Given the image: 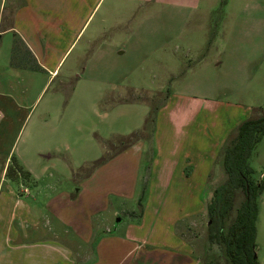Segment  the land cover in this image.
I'll return each instance as SVG.
<instances>
[{"label": "rangeland", "instance_id": "1", "mask_svg": "<svg viewBox=\"0 0 264 264\" xmlns=\"http://www.w3.org/2000/svg\"><path fill=\"white\" fill-rule=\"evenodd\" d=\"M157 1L101 0L74 42L67 60L60 66L57 77V73L52 77L44 73H29L30 77H26L28 73H25L27 75L18 77L8 67V59L13 48L15 52L24 50L17 36L2 32L4 23L20 28V23L29 18L34 26L42 28L44 23L34 12L45 13L47 8H54L58 0H0V93L7 95L10 92L29 108L33 107L29 125L20 134V141L28 142L31 149L30 160L35 159L37 150L49 146L47 141L42 140L39 129L31 132L35 139L29 137L30 124L36 119L35 116L42 117L39 120L42 125L58 121H62L63 125L68 120L66 142L55 144L67 147L65 154H49L39 158V161L42 164L56 159L53 164L56 168L61 163L74 170L89 167L104 154L115 153L116 150H109L111 146L108 145H117L119 138L140 132L150 109L157 107L156 111L153 109L156 122L160 119L159 112L168 105L181 109L189 107L191 101L204 108L202 116L207 119L209 135L215 137L216 130L221 128L222 133L225 129L204 191L209 200L212 191L226 180L222 168L225 138L244 119L264 113V0ZM191 3L195 7L190 6ZM89 5L80 11L89 10ZM84 15H80V22ZM53 41L56 42L55 36L48 40L46 51L53 49L56 52ZM76 57L79 59L75 63ZM66 75L70 76L67 80L63 79ZM44 83H47L46 88L41 92ZM167 90L173 95L169 96ZM130 101L137 102L134 104ZM46 104L54 109H50L49 115L42 116L40 110ZM20 118L21 114L7 128L6 141L16 133ZM161 120L167 121V114ZM228 124L231 129L226 131ZM46 129L43 128L44 136ZM213 141H216V137ZM138 142L145 144L147 156L141 160L140 166L143 184L139 187L141 198L138 202L142 205L148 194L147 170L155 144L153 139L150 146L147 141ZM34 161L37 163V160ZM249 164L254 171V181L258 184L264 173V136L254 149ZM19 166L18 162L11 161L9 173L15 176L12 172L16 170L17 175L14 179L4 175V179L17 196L27 194L29 190L30 199L25 197L27 202L34 198L43 205L45 187L40 183L45 184L46 177L41 176V181L35 182ZM110 168L120 172L121 164L115 163ZM1 169L2 160L0 173ZM117 174L120 178V174ZM1 177L0 174V180ZM133 183L132 176L130 179L126 176L112 184H117L115 191L127 193ZM67 187L73 188L71 184ZM119 200L122 203L119 207L123 211L135 207V210L138 209L135 216L137 219L141 217V207L135 206L134 201ZM241 200L242 195L238 193L233 210L227 217L226 227L233 220ZM257 204L255 256L259 264H264V188L257 198ZM113 210L110 208V212ZM122 213L118 216L103 213L101 224L97 219L95 227L104 232L105 229L111 230L113 235H123L126 228L132 225V219ZM104 218H109L108 225L102 223ZM118 221H121V225L116 229ZM194 224L191 230V235L195 237L194 254L201 264L223 263V247L209 246L207 242V214L202 213ZM175 229L178 230L179 226ZM145 249L146 252L153 251L147 246ZM89 257L93 256L88 253L86 258Z\"/></svg>", "mask_w": 264, "mask_h": 264}, {"label": "crops", "instance_id": "2", "mask_svg": "<svg viewBox=\"0 0 264 264\" xmlns=\"http://www.w3.org/2000/svg\"><path fill=\"white\" fill-rule=\"evenodd\" d=\"M100 2L101 0H58L54 8H47L45 13H36L34 10V14H38L44 23L42 28L34 26L29 18L20 23V28L4 23L2 32L17 36L20 47L24 50L15 52V48L12 49L8 67L18 77L27 75L25 73H28L26 77H30L29 73H44L48 77L57 73V77L60 66L67 60L74 42ZM89 3V10L80 11L82 7H88ZM191 5L194 6L192 3ZM81 14L85 15L80 22ZM53 36L56 38V42L53 41L56 52L53 49L46 51L47 42ZM78 59H74L75 63ZM69 77L66 75L63 79L67 80ZM46 84L44 83L41 92ZM167 93L169 96L173 95L170 91ZM22 102L10 92L7 95L0 93V264H201L194 254L195 237L191 235V230L198 217L206 213L208 198L204 191L216 150L222 144V133L225 132L224 129L221 133V128L216 130V141H213L215 137L209 135L207 119L202 116L204 108L189 101V107L173 109L168 105L159 112L160 119L155 122L153 135L155 151H152L147 170L148 194L139 206V187L143 184L140 166L141 160L147 157L144 143H135L95 169L88 177L81 179L79 175L76 176L80 168L69 169L61 163L56 168L53 165L56 159L42 164L39 161L50 156L49 154H65L67 147L64 149L55 144L66 142L68 120L63 125L62 121L42 125L39 122L42 117L35 116L36 119L30 124L29 137L35 139L36 136L31 132L39 129L42 140L47 141L49 146L44 150H37L35 159L30 160L31 149L28 142L20 141V134L29 125L33 107L29 108ZM130 102L135 104L137 101ZM50 109L54 108L49 104L42 107V116L49 115ZM167 109L171 111L167 112ZM19 114L21 118L18 129L6 141L7 128ZM165 114L167 121L161 120ZM205 114L204 112L203 115ZM229 126H226V131L231 129ZM43 128H47L45 136ZM163 128L166 130L163 131ZM11 157L17 160L35 182H40L41 176L46 177L47 182L40 183V186L45 187L43 205L34 198L28 203L25 197H29V190L27 194L17 196L6 182L4 175ZM115 163L121 164L120 172L110 168ZM117 173L121 177L128 176L129 179L132 176L134 183L127 193L114 190L118 183H112L121 180ZM108 174L114 178L111 179ZM69 184L73 188L67 189ZM120 198H124V201L132 200L135 206L141 207V217L137 219L135 216L138 210L135 207L123 211L119 207L122 206ZM110 208L114 210L110 212ZM120 212L128 214L132 219V225L126 228L123 235H113L111 230L105 229L104 232L95 227L97 219L101 224L103 213L118 216ZM109 222V218L102 221L106 225ZM116 224L117 229L121 221ZM177 225L178 230L175 229ZM145 246L153 251L146 252ZM88 253L93 257L86 258Z\"/></svg>", "mask_w": 264, "mask_h": 264}, {"label": "trees", "instance_id": "3", "mask_svg": "<svg viewBox=\"0 0 264 264\" xmlns=\"http://www.w3.org/2000/svg\"><path fill=\"white\" fill-rule=\"evenodd\" d=\"M157 108V107H156ZM156 108H153L156 111ZM149 110L144 127L138 133H132L128 137L119 138L117 145H108L113 154H104L89 167L80 169L77 173L84 179L95 169L104 165L117 154L130 148L138 141H147L152 144L155 125V112ZM264 136V113L243 120L225 138L222 149V168L226 177L223 184H220L212 191L210 199L206 203L207 242L209 246H222L224 249V260L221 264H259L255 256L256 233H257V198L264 188V173L260 182L255 183L254 171L250 167L249 159L257 144ZM17 160L11 157L10 162ZM10 164L5 171V177L14 179L16 170L9 173ZM21 166H19L20 168ZM24 170L23 168H21ZM21 170V171H22ZM27 176L28 172H24ZM242 195L235 215L231 223L226 227L225 223L230 212L233 210L237 194ZM139 206L141 205L138 203ZM208 264H217L209 262Z\"/></svg>", "mask_w": 264, "mask_h": 264}]
</instances>
